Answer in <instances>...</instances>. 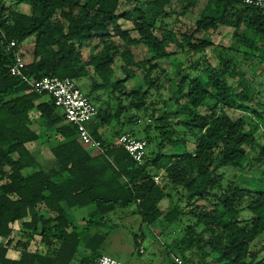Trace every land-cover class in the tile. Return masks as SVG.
Listing matches in <instances>:
<instances>
[{
  "label": "trees",
  "instance_id": "1",
  "mask_svg": "<svg viewBox=\"0 0 264 264\" xmlns=\"http://www.w3.org/2000/svg\"><path fill=\"white\" fill-rule=\"evenodd\" d=\"M198 1L0 0V264H96L101 230L118 209L163 231L187 217L181 236L163 245L188 264H264L253 246L264 233V190L242 178L264 164L256 136L264 105L232 54L264 63V5L207 0L196 21L184 20ZM227 25L241 45L207 37ZM2 33L20 45L34 37L23 69L29 79L88 83L80 88L99 109L88 126L102 153L79 142L53 97L10 74ZM133 47L147 56L136 60ZM107 127L111 140L101 132ZM121 134L146 140L141 163L115 143ZM30 143L48 145L49 167ZM88 207L85 217L73 214Z\"/></svg>",
  "mask_w": 264,
  "mask_h": 264
},
{
  "label": "rangeland",
  "instance_id": "2",
  "mask_svg": "<svg viewBox=\"0 0 264 264\" xmlns=\"http://www.w3.org/2000/svg\"><path fill=\"white\" fill-rule=\"evenodd\" d=\"M204 0L201 1L197 7L191 8L186 13V17L193 18V21H196L200 14L202 13V8L204 6ZM126 7V6H125ZM123 7V8H125ZM175 9H179L180 7L175 5ZM175 20V15L164 19L162 25L164 27H169L173 24ZM190 21V20H188ZM192 21V22H193ZM123 26L126 28H131V24L129 22H123ZM231 35L234 32V29L231 28ZM245 27H241L239 34H245ZM229 45L237 46L241 45L240 43L234 41L229 42ZM34 46V37H29L26 41L23 42V50L24 55L26 56L27 61L32 58V51ZM133 51L135 53L136 60H140L147 56V54L139 47H133ZM86 49L84 50V53ZM232 54L236 57L238 62H240V67L244 71V83L250 85V87L254 90L256 95V101L262 105H264V63L261 65L256 64L257 59L249 60V58L245 57L242 52H232ZM212 55L211 53L209 54ZM117 64L120 65L121 60H116ZM136 78L134 81L129 83V85H133L139 77L140 72H136ZM87 83L84 79L77 81V84L81 86L82 84ZM88 85V83H87ZM86 87L84 88V90ZM240 111L231 110L230 114L237 118L240 115ZM143 119L139 120V124L142 123ZM263 128L260 129L259 133L256 134L257 137H260V141L264 142V135L262 136ZM264 133V132H263ZM106 138L113 139L112 127L106 128ZM141 135V134H140ZM141 136H144L143 134ZM28 147L32 150H37L39 152V161L44 167H49L52 162V153L48 147V145L30 143ZM228 175L236 171H231V169H227ZM240 173V172H239ZM238 173V174H239ZM243 179L250 180L253 183V186L256 187L257 190H264V164H258L246 173L242 175ZM91 207L84 209H76L73 214L76 215L77 218H80L83 213L86 215ZM241 215L246 218L249 213L247 211H243ZM246 220L244 219V223ZM187 223V217L183 218V224L178 226H173L169 228V230L163 231V227L159 224L157 226L148 227L142 223L141 218L138 214L132 213L130 210L118 209L116 214L111 213L108 215V222L106 226L101 230L103 234H105V241L100 249L102 254L109 255L113 258L119 259L126 264H158L159 261L168 264V254L166 253V249L163 245L164 241L167 243L171 242L172 239L176 237H180L182 234V227ZM20 227V224L18 225ZM200 226L196 227V231H200ZM136 237L142 238V243L140 247L135 246L134 239ZM253 246L259 250V259L261 261L264 259V233L254 241ZM42 247V246H41ZM40 250L43 249V247ZM139 248L144 252L140 253ZM10 255L12 257L18 256V251L10 250Z\"/></svg>",
  "mask_w": 264,
  "mask_h": 264
},
{
  "label": "built area",
  "instance_id": "3",
  "mask_svg": "<svg viewBox=\"0 0 264 264\" xmlns=\"http://www.w3.org/2000/svg\"><path fill=\"white\" fill-rule=\"evenodd\" d=\"M243 4L251 6H263L264 0H240ZM1 42L5 50L13 53V64L9 67L10 74L21 77L27 81L32 88L39 93H47L54 98L55 104L63 111L65 120L76 125L78 130L79 142L92 154L96 155L103 152L100 142L93 139L89 122L97 117L99 109L80 88L77 82L71 78L45 77L39 81L29 79L23 73L27 64L24 55L23 44H18L15 39H7L6 34L2 33ZM117 145L125 148L132 158L141 163L145 157L147 142L145 139H138L127 134H121L115 138ZM160 175L155 176V181H159ZM140 252H144L142 249ZM174 264H188L178 255L172 254ZM96 264H126L125 262L102 254Z\"/></svg>",
  "mask_w": 264,
  "mask_h": 264
},
{
  "label": "crops",
  "instance_id": "4",
  "mask_svg": "<svg viewBox=\"0 0 264 264\" xmlns=\"http://www.w3.org/2000/svg\"><path fill=\"white\" fill-rule=\"evenodd\" d=\"M203 2V0H199L198 1V3L196 4V6L195 7H197L199 4H200V2ZM205 2H204V6H203V8L201 9L202 11H203V9H204V7H205V5L207 4V0H204ZM175 5H179L178 3L176 4L175 3ZM174 5V6H175ZM177 15H175V17H176ZM183 19L184 20H190V21H193L191 18H189V17H186V15L183 17ZM241 27H243V26H241ZM241 27H240V29H241ZM232 27H230V26H220L216 31H210L208 34H207V37L208 38H211V40L215 43V45H218V46H220V47H228V46H230L228 43L230 42H234V38H232V35H231V31H232V29H231ZM240 29H239V31H240ZM101 132H102V135H103V137L105 138V139H107L106 138V136H107V134H106V128H102L101 129ZM109 140V139H108ZM111 140V139H110ZM85 216H87V214L85 215L84 213H83V215L81 216V217H85ZM80 217V218H81ZM153 228V227H152ZM139 241H140V243H142V239L140 238L139 239ZM141 250V249H140ZM141 253V252H140ZM143 253V252H142ZM172 254L171 255H169L168 256V264H173V262H172ZM153 264H155V263H153ZM158 264H165L164 262H161V261H159L158 262Z\"/></svg>",
  "mask_w": 264,
  "mask_h": 264
}]
</instances>
